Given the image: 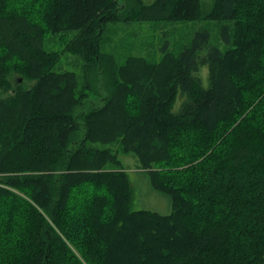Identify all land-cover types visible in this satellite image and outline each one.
I'll return each instance as SVG.
<instances>
[{
    "label": "trees",
    "instance_id": "1",
    "mask_svg": "<svg viewBox=\"0 0 264 264\" xmlns=\"http://www.w3.org/2000/svg\"><path fill=\"white\" fill-rule=\"evenodd\" d=\"M118 2L0 0V264H264V0ZM201 19L225 50L207 30L154 62L103 50L109 24ZM70 32L81 84L43 47ZM118 153L167 214L132 209Z\"/></svg>",
    "mask_w": 264,
    "mask_h": 264
},
{
    "label": "rangeland",
    "instance_id": "2",
    "mask_svg": "<svg viewBox=\"0 0 264 264\" xmlns=\"http://www.w3.org/2000/svg\"><path fill=\"white\" fill-rule=\"evenodd\" d=\"M33 1V0H31ZM144 4H150L154 0H142ZM214 0H200L201 11L206 13L210 11ZM121 6H128L129 0H119ZM24 5V4H22ZM25 7V6H24ZM20 8V7H19ZM221 22H213L201 19L194 22H150L136 21L130 23L119 22L109 24L108 31L104 34L103 50L111 52L117 62L122 64L126 58L138 57L150 62L160 60L162 54L167 52L178 53L185 46L191 44L197 31H208V45L215 46L220 50H225L226 44L220 36ZM75 32L63 34H45L43 37V47L48 52L59 53V60L54 67L57 72H73L76 75L77 82L81 84V72L83 62L79 56L63 52L64 44L74 36ZM206 50H202L199 55H205ZM203 86L208 85L207 68L200 69ZM9 81L14 84L17 81L23 88H27L30 82L23 81L16 73H11ZM12 94V91L6 95ZM94 104L98 100L91 97ZM182 98H179L174 106L176 110L181 104ZM260 112L258 111V114ZM106 147L116 151L118 144L108 145ZM119 160L123 170L129 175L133 189L132 209H149L161 214L169 212L168 198L152 190L145 173L140 171L137 158L133 154L118 153Z\"/></svg>",
    "mask_w": 264,
    "mask_h": 264
}]
</instances>
